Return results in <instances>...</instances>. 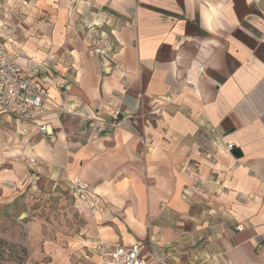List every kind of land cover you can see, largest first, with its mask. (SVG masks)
<instances>
[{
  "label": "crops",
  "instance_id": "obj_1",
  "mask_svg": "<svg viewBox=\"0 0 264 264\" xmlns=\"http://www.w3.org/2000/svg\"><path fill=\"white\" fill-rule=\"evenodd\" d=\"M32 1L4 7L0 37L45 84L53 139L0 113V212L32 176L81 177L92 208L35 232L36 256L100 264L99 244L139 242L167 264H264V0ZM90 20L112 47L88 46Z\"/></svg>",
  "mask_w": 264,
  "mask_h": 264
},
{
  "label": "rangeland",
  "instance_id": "obj_2",
  "mask_svg": "<svg viewBox=\"0 0 264 264\" xmlns=\"http://www.w3.org/2000/svg\"><path fill=\"white\" fill-rule=\"evenodd\" d=\"M77 2V0H73L74 7ZM32 3V0H0V15L5 12L4 7L6 6L15 19H22L26 13L20 8V5L27 6ZM87 10L97 11L96 7L92 5H88ZM90 22L91 20L86 22L85 25L83 22L78 24L82 35L88 34L90 36L87 41L88 46L97 48L108 42L112 47L109 35H101L100 30L95 25H91ZM71 115H68V117H72ZM84 122L86 121L84 120ZM104 131L97 132L94 130L92 137L97 138ZM31 159H28L30 164L34 162V159L33 162L30 161ZM76 180H80L84 184L81 191L75 187ZM23 188L22 195L14 202L17 207L19 206L18 209L13 208V211L9 209L0 212V214H4L7 220L12 221L11 227L5 228V231L17 241L14 244L8 242L9 244L5 245V248L9 251L3 252L0 264H48L47 257H37L39 250L42 249V244L31 243L32 235L37 231L48 229L47 226L50 224L53 226L52 229H58L63 224H67L69 228L73 229L75 221L79 218V211L77 210H81L80 207H75V204L78 202L81 204L82 202L85 203L84 205L87 208L92 209L90 208L91 194L89 186L79 176L74 177L72 180H57L54 184L49 183L47 178L32 176V179ZM22 209H25L23 215L21 214ZM81 219V223L84 225L86 220ZM33 224L38 225L33 228ZM1 228L0 226V230ZM10 251L11 253H8ZM167 263H170V260L167 259Z\"/></svg>",
  "mask_w": 264,
  "mask_h": 264
},
{
  "label": "built area",
  "instance_id": "obj_3",
  "mask_svg": "<svg viewBox=\"0 0 264 264\" xmlns=\"http://www.w3.org/2000/svg\"><path fill=\"white\" fill-rule=\"evenodd\" d=\"M42 69H44L43 66ZM47 97L48 91L43 81L37 75L22 70L8 48V39L1 37L0 113L8 114L18 120L24 134H27L29 128L33 127L39 134L53 139L52 131L48 130L49 125L40 120L44 110V100ZM61 110L73 113L71 110ZM112 116L111 122L100 120L95 130L101 132L107 127H114L117 124L116 116ZM228 147L231 149V146ZM30 161L33 162V159ZM75 187L81 191L84 184L80 180H76ZM236 228L240 229V226H236ZM141 249L142 244L139 242L115 247L102 244L97 246L102 258L100 264H167V257L157 253L146 256L142 254Z\"/></svg>",
  "mask_w": 264,
  "mask_h": 264
},
{
  "label": "water",
  "instance_id": "obj_4",
  "mask_svg": "<svg viewBox=\"0 0 264 264\" xmlns=\"http://www.w3.org/2000/svg\"><path fill=\"white\" fill-rule=\"evenodd\" d=\"M232 155L235 157L240 156V150L237 147L232 148Z\"/></svg>",
  "mask_w": 264,
  "mask_h": 264
},
{
  "label": "trees",
  "instance_id": "obj_5",
  "mask_svg": "<svg viewBox=\"0 0 264 264\" xmlns=\"http://www.w3.org/2000/svg\"><path fill=\"white\" fill-rule=\"evenodd\" d=\"M106 9V8H104ZM4 242L0 239V256H1V251H2V246H3Z\"/></svg>",
  "mask_w": 264,
  "mask_h": 264
}]
</instances>
